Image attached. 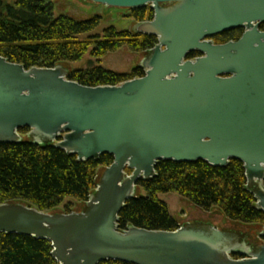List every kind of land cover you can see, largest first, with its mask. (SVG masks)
<instances>
[{
    "label": "water",
    "instance_id": "water-1",
    "mask_svg": "<svg viewBox=\"0 0 264 264\" xmlns=\"http://www.w3.org/2000/svg\"><path fill=\"white\" fill-rule=\"evenodd\" d=\"M82 1L150 8L153 19L133 32L158 43L140 64L146 75L118 86L87 87L70 81L63 65L27 69L0 57V144L22 143L20 131L29 129L33 144L80 162L114 157L81 213L4 204L0 233L49 241L58 264H264V246L248 252L246 236L211 224L119 229L140 182L166 161L242 162L264 212V0ZM236 30H243L238 41H212Z\"/></svg>",
    "mask_w": 264,
    "mask_h": 264
},
{
    "label": "trees",
    "instance_id": "trees-1",
    "mask_svg": "<svg viewBox=\"0 0 264 264\" xmlns=\"http://www.w3.org/2000/svg\"><path fill=\"white\" fill-rule=\"evenodd\" d=\"M54 9L53 0H18L14 5L0 1V57L27 69L55 68L63 63L80 62L92 44H96L93 57L100 59L118 51L124 43L136 52H150L158 43L156 37L117 34L114 30H108L102 42H82L79 37L94 32L100 18L76 22L68 17L56 18ZM133 12L139 23L145 17L149 20L154 17L150 8ZM242 34L243 30L230 31L213 40L222 45L238 41ZM199 56L191 54L188 60ZM143 76L140 67L129 76L96 68L70 72L68 79L83 86L99 87L118 86ZM30 132L20 131L24 140L20 144H0V205L20 203L51 214L66 199L88 202L97 189L99 169L110 167L114 157L104 155L98 161L80 162L77 156L51 145L33 144L27 138ZM156 173L157 177L150 181L140 182L147 196L130 200L121 211V231L130 226L148 231H177L179 223L159 198L171 193L188 199L204 212L217 208L232 222L264 225V212L257 208L255 195L247 189L244 164L238 160L227 168H214L204 161L196 164L166 161L158 164ZM52 252V244L47 240L0 233V264H58ZM233 257L241 259L240 255Z\"/></svg>",
    "mask_w": 264,
    "mask_h": 264
},
{
    "label": "rangeland",
    "instance_id": "rangeland-1",
    "mask_svg": "<svg viewBox=\"0 0 264 264\" xmlns=\"http://www.w3.org/2000/svg\"><path fill=\"white\" fill-rule=\"evenodd\" d=\"M0 1L14 5L18 0ZM53 4L56 18L68 17L76 22L100 18V24L94 32L79 37V40L82 42L91 41L92 43H96L98 40L102 42L106 39V32L108 30H114L117 34L129 33L130 35H134L133 29L139 23L133 18L134 12L127 9L107 8L104 5L83 2L82 0H53ZM147 21H149V18L145 17L144 22ZM95 48L96 44H92L80 62L63 63V66L68 68L72 73L101 68L116 75L129 76L133 75L148 55V52H136L127 43H124L118 51L108 53L103 58L98 59L92 55ZM104 170L105 168L99 169L98 179L101 178ZM146 196V191L142 187H139L136 198H145ZM159 198L167 204L171 216L181 225L204 222L214 225L218 230L241 232L247 237L246 244L248 243V246L246 249L248 252L250 250L255 252L257 248L264 244V241L260 237L264 225H244L232 222L217 208L212 209L210 212H204L194 207L188 199L178 194H161ZM84 207L85 203L74 199H66L60 207L55 209L54 213L67 215L81 213ZM240 256L243 258L242 255Z\"/></svg>",
    "mask_w": 264,
    "mask_h": 264
},
{
    "label": "flooded vegetation",
    "instance_id": "flooded-vegetation-1",
    "mask_svg": "<svg viewBox=\"0 0 264 264\" xmlns=\"http://www.w3.org/2000/svg\"><path fill=\"white\" fill-rule=\"evenodd\" d=\"M212 41L214 42V40L212 39ZM215 43V42H214ZM262 240L264 241V238H262ZM264 245V244H263Z\"/></svg>",
    "mask_w": 264,
    "mask_h": 264
}]
</instances>
